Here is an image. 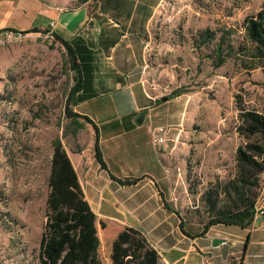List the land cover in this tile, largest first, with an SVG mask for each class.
Listing matches in <instances>:
<instances>
[{
	"label": "rangeland",
	"instance_id": "1",
	"mask_svg": "<svg viewBox=\"0 0 264 264\" xmlns=\"http://www.w3.org/2000/svg\"><path fill=\"white\" fill-rule=\"evenodd\" d=\"M57 1L62 12L81 5ZM96 2L89 6L93 17L100 7V22L132 16L145 23L137 48L145 89L156 101L168 97L154 118L166 133L162 153L170 205L192 227L207 224L222 210L233 211L232 185L240 179L236 149L248 142L264 147V137L240 135L239 117L241 111L264 117V62L247 72L235 56L244 43L245 18L264 0ZM206 30L214 38L202 44L200 33ZM219 42L222 48L233 45L234 53L214 68ZM68 61L54 39L0 37V264H39L52 142L61 139L72 85ZM251 181H257L252 191L259 196L262 174ZM99 258L112 264L100 256V248Z\"/></svg>",
	"mask_w": 264,
	"mask_h": 264
},
{
	"label": "crops",
	"instance_id": "2",
	"mask_svg": "<svg viewBox=\"0 0 264 264\" xmlns=\"http://www.w3.org/2000/svg\"><path fill=\"white\" fill-rule=\"evenodd\" d=\"M57 2L0 0V37L6 31L38 37L53 21V35L75 55L79 70L70 69L71 87L79 82V90L70 110L80 117L65 116L60 141L96 216L100 256L110 257L113 240L128 227L158 253V264H264V176L244 229L216 225L201 235L202 226L187 224L169 203L165 144L153 142L159 128L154 112L162 103L146 91L137 57L145 23L132 16L100 22V7L93 17L90 0L68 12L59 11Z\"/></svg>",
	"mask_w": 264,
	"mask_h": 264
},
{
	"label": "trees",
	"instance_id": "3",
	"mask_svg": "<svg viewBox=\"0 0 264 264\" xmlns=\"http://www.w3.org/2000/svg\"><path fill=\"white\" fill-rule=\"evenodd\" d=\"M89 0H79L85 4ZM100 5V0H97ZM37 32V31H34ZM66 50L69 58V70L78 72L75 55L67 43L54 36ZM202 44L212 40L214 34L209 31L200 33ZM225 38V36H221ZM243 44L235 52L242 63L238 65L250 72L264 62V3L253 16L243 22ZM234 53L233 45L222 48L219 42L214 49L213 67H221ZM245 59V60H244ZM79 90V82L70 88L66 96L64 114L67 117H80L70 110L73 96ZM178 96L177 91L172 98ZM161 103V100H157ZM240 135L246 140L253 136L264 137V117L253 111L240 112ZM264 147L261 143L248 142L236 149L235 158L240 171V179L232 185L234 209L222 210L202 226L201 235L216 225L247 228L255 214L258 189L253 176H264ZM96 159L105 168V163L96 147ZM122 184L134 181H119ZM259 191V190H258ZM182 223V222H181ZM103 227V225H102ZM183 227V226H182ZM100 240L97 231L96 216L84 199L75 171L60 139L52 142L50 170L48 176V194L45 202L44 224L39 243V264H102L99 258ZM112 264H158V253L150 246L145 237L132 228L122 229L113 240L110 252Z\"/></svg>",
	"mask_w": 264,
	"mask_h": 264
},
{
	"label": "built area",
	"instance_id": "4",
	"mask_svg": "<svg viewBox=\"0 0 264 264\" xmlns=\"http://www.w3.org/2000/svg\"><path fill=\"white\" fill-rule=\"evenodd\" d=\"M53 28H54V22H50L49 24V29H47L46 31L42 32L39 36H43L46 39H54L53 37ZM3 38L5 40H22L24 38L23 33H19V32H12V31H6L3 35ZM166 139V133L162 128H158L156 131V135L154 137V144L155 145H162L163 142Z\"/></svg>",
	"mask_w": 264,
	"mask_h": 264
},
{
	"label": "water",
	"instance_id": "5",
	"mask_svg": "<svg viewBox=\"0 0 264 264\" xmlns=\"http://www.w3.org/2000/svg\"><path fill=\"white\" fill-rule=\"evenodd\" d=\"M167 100H168V97H164V98L161 99L162 102H165V101H167ZM143 118H144V113H142V112L139 113L136 122H137L138 124H140V123L142 122ZM217 244H218V241H214V242H213V245H214V246H216Z\"/></svg>",
	"mask_w": 264,
	"mask_h": 264
}]
</instances>
